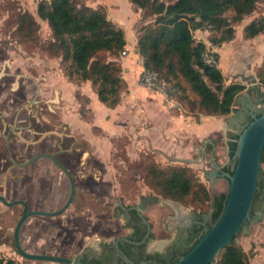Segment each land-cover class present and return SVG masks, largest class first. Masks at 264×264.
<instances>
[{
    "label": "rangeland",
    "instance_id": "rangeland-1",
    "mask_svg": "<svg viewBox=\"0 0 264 264\" xmlns=\"http://www.w3.org/2000/svg\"><path fill=\"white\" fill-rule=\"evenodd\" d=\"M37 1L0 0V193L8 200L30 195L32 207L40 206L36 209L59 207L69 191L68 181L62 173L49 168L32 176L36 167H47L45 158L23 168L15 167L8 159L10 156L14 162H19L40 152L57 153L59 150H62L59 157L74 179L75 193L61 214L29 217L20 230L21 245L29 252L68 257H74L84 249L98 252L103 244L129 233L124 227L120 206L138 205L141 198L149 197L151 200L141 214L155 231L146 247L150 252L162 253L178 238L181 234L179 228H184L188 220H192V212L197 214L198 208L189 204L182 206L161 197L144 182L143 168L149 161L161 166L174 161L169 157V146L177 141L176 136H170L169 131L164 133V139L158 137L161 131L170 129L171 122L166 120L167 117L183 114L194 120L200 115L189 114L186 106L178 111L171 109L175 102L158 89L144 86L140 73L135 75V80L132 75L126 78L127 89L121 92L114 111L97 100L90 83L81 88L75 86L80 84L77 81L74 85L65 82L64 90L61 85L66 77H61L60 58L43 50L51 40L46 22L36 16L39 29L32 41H20L14 33L16 14L27 10L35 15ZM78 2L93 8L101 6L107 18L123 29L126 54L120 51L117 55H105L115 59L121 68L130 60L139 65L137 35L141 34V28L153 22L154 16L144 14L129 0ZM226 14L231 15V12ZM260 17H264V0H259L254 10L240 22L232 23L233 39L218 46L208 40L211 31H193L197 40L204 41L211 52L219 54L217 65L224 75V84L243 83L246 87L241 93L250 96L256 110H264V96L260 97L264 94V84H259L256 77L264 54V31L246 39L243 27ZM206 58L213 60L211 53ZM37 87L41 89L39 93ZM164 89L168 91L166 85ZM56 94H59V101H56ZM234 110L221 117L231 115V119L225 121L227 126L239 123L237 101ZM9 128L15 132L9 134ZM212 138L216 145H222L217 134ZM210 152V147L203 149L206 158ZM213 156L217 158L215 153ZM260 166L264 174V162ZM223 184L224 187L218 190L209 187L213 200L215 196H218V202L223 199L227 182L223 181ZM215 203L212 202L210 210L205 206L202 211L209 210L217 216L219 212L214 211ZM258 207L259 202H255L253 211ZM20 211L21 206L7 207L0 203V256L13 259L15 264H57L24 259L16 252L12 231ZM178 213L183 215L181 221H176Z\"/></svg>",
    "mask_w": 264,
    "mask_h": 264
},
{
    "label": "trees",
    "instance_id": "trees-1",
    "mask_svg": "<svg viewBox=\"0 0 264 264\" xmlns=\"http://www.w3.org/2000/svg\"><path fill=\"white\" fill-rule=\"evenodd\" d=\"M259 0H170L165 3L160 0H129V2L144 14L154 16L152 23L141 28L137 35L136 53L143 60V67L158 75L167 86V96L175 102L171 109L178 111L183 106L191 115L222 117L236 111L235 105L245 85L240 82L224 84V75L217 65L219 54L211 52L207 44L197 40L193 31H211L209 42L221 45L234 37L232 23L240 22L249 15ZM231 12V15H227ZM45 21L51 34V40L43 47L48 54L60 58L59 64L63 75L69 82H89L100 103L108 108H115L120 102L121 92L127 89V83L122 76L121 65L105 54L117 55L124 50L126 40L124 31L119 24L107 18L104 8H96L79 4L78 0H38L35 15L24 10L16 14L14 33L20 41L36 39L39 23L36 19ZM264 31V17L252 19L243 27V37L253 38ZM219 32V35L213 34ZM211 53L213 60L207 61ZM259 84H264V54L256 71ZM264 94H260L262 98ZM264 113L257 110L256 117ZM252 120L247 117L246 123ZM238 133L228 142V163L221 167L222 171L233 173L236 159L234 150ZM211 148V145L209 146ZM264 162V149L261 154V164ZM143 180L148 187L155 189L164 199L175 201L182 206L187 204L198 208L197 214L192 212L191 227L181 229L186 238H177L176 247L165 253L133 257L118 243L121 252L134 264H173L185 255L210 229L219 217L227 195L221 202L218 196H211L208 186L187 165L160 164L149 161L143 168ZM227 182V181H226ZM264 198V174L259 168V177L250 218L253 217V205ZM212 202L217 204L215 216L210 211ZM134 205L125 206L130 221L124 227H132L133 232L127 239L141 241L147 226L142 221ZM208 206L204 212L202 208ZM123 212V211H122ZM124 213V212H123ZM147 220V218L143 215ZM216 217L213 222L211 219ZM150 228L151 224L149 223ZM242 229V228H241ZM240 229V231H241ZM238 232V234L240 233ZM149 233L148 238L152 237ZM252 250L245 252L237 241V235L224 246L216 256L213 264H249ZM81 261L86 264H101L96 258L84 256ZM0 264H15L13 259L0 256ZM127 264V263H125Z\"/></svg>",
    "mask_w": 264,
    "mask_h": 264
},
{
    "label": "water",
    "instance_id": "water-1",
    "mask_svg": "<svg viewBox=\"0 0 264 264\" xmlns=\"http://www.w3.org/2000/svg\"><path fill=\"white\" fill-rule=\"evenodd\" d=\"M239 98L244 99L245 94L239 96L237 100ZM253 110L254 107L249 112L252 118L249 123L243 125L236 123L238 138L236 140V149L234 150L236 162L233 173L229 174L228 172L222 171L214 161L212 152L210 154V170L206 172L208 177L210 180L222 177L227 181V195L219 217L212 224L210 229L207 230L206 234L185 255L181 256L173 264H213L220 250L228 245L234 236L238 235V232L246 223L249 221L257 222V219L250 218V211L259 177L261 154L264 149V113L256 117ZM41 158H49L65 174L69 183V191L65 201L59 207L52 210H28V206L24 200H7L6 197L0 193V203L5 206L11 207L17 204L22 206L21 214L12 231L14 248L22 258L32 261L53 262L57 264H86L80 261L79 258L74 259L68 256L49 253L29 252L21 245L20 230L29 217H53L61 214L69 206L75 193L74 180L68 169L55 157V152H41L25 159L21 163L13 162V165L15 167H24ZM150 200L151 198L149 197L141 198L139 204L132 207L147 226L144 239L149 235L151 228L148 220H146L141 213L145 209V204ZM210 216L211 214L209 213L208 217ZM188 221L192 222L190 219ZM181 225L182 224H180V226ZM114 244L124 259L129 264H134L118 249L117 241H115Z\"/></svg>",
    "mask_w": 264,
    "mask_h": 264
},
{
    "label": "crops",
    "instance_id": "crops-1",
    "mask_svg": "<svg viewBox=\"0 0 264 264\" xmlns=\"http://www.w3.org/2000/svg\"><path fill=\"white\" fill-rule=\"evenodd\" d=\"M140 71H141V66L137 65L134 60L127 61L122 65V74H123L122 76L125 81L126 78L129 77V75H132L135 80V75L140 73ZM61 75L60 76L62 77V79H65L63 73H61ZM34 82L36 83V80H34ZM65 82H68L67 85L69 84L74 85L73 82H69L66 79L64 82H62L61 85L64 87L63 88L64 90L66 89ZM87 83L89 82L80 83L79 85L75 84V86L82 88V86L87 85ZM38 90L41 89L37 87V91ZM37 93H39V91ZM242 94H245V98L244 99L239 98L237 102L239 104V109L245 110L248 107L252 106V104H251L250 96L246 92L241 93V95ZM55 97H56V101H59V94H56ZM93 97H94V93H93ZM54 100L55 98L53 99V101ZM97 106L100 107V105L98 104ZM115 108H113L112 111H114ZM112 111L106 110L105 112H112ZM170 116L171 117H167L166 119L169 120V122H171V125L169 127L170 129L161 131L158 134V137L164 139L165 137L164 133H169V131L172 134V135L170 134V136L173 135L176 136L177 141L176 142L173 141L169 146V157L171 158V160H174L172 161L173 162L172 164L187 165L188 167L192 168L193 171L201 178L203 182L206 183V180L209 181L208 183L209 186L207 184L208 189L209 187H211L213 190L222 189L224 187L223 181L226 180L222 177H217L215 178V180H210V178L206 173L208 170H210V162H209L210 156L206 158L204 156L203 149L206 146L208 147L209 144L211 145L212 156L214 153L217 156V158H214L213 156V159L219 168L225 166L228 163L227 144L229 141L232 140V136L235 133H237V127L235 123H233V125L230 126H227L225 124V121L231 119V115L224 118L200 115L199 119H194V120H192V116L190 115L180 114V115H175V116L170 115ZM214 134L218 135V138L222 141V145L218 146L212 141L213 140L212 135ZM153 140L155 143L157 142L155 139ZM153 145L155 146V144ZM182 217L183 215L178 213L176 216V221L177 220L181 221ZM252 219H257V222L249 221L248 223H246L245 226L241 229L240 233L238 234L237 241L245 252L252 250L253 255L249 258V264H264V226L262 225L264 223V212H261V210L259 209L254 211ZM193 222L194 221L192 218V222H189L187 225ZM181 229L183 228H179V230ZM154 231H155V227L152 228L151 233H153Z\"/></svg>",
    "mask_w": 264,
    "mask_h": 264
},
{
    "label": "flooded vegetation",
    "instance_id": "flooded-vegetation-1",
    "mask_svg": "<svg viewBox=\"0 0 264 264\" xmlns=\"http://www.w3.org/2000/svg\"><path fill=\"white\" fill-rule=\"evenodd\" d=\"M252 108H253V106H250V107H248L245 110H239L240 112L238 113L237 120L239 121V123L241 125H243V124L246 123L247 117L249 116V112H250V110ZM253 111L256 112L257 110L254 108ZM13 132H15V130H12V128H9L8 133L10 134V133H13ZM9 149H10V146L7 145V150L10 151ZM61 151L62 150H59L57 153L55 151H50L49 153L55 152V157L64 165V163L62 162L61 158L59 157V155L61 154ZM8 159H9V161L11 160L12 163L14 162L10 156H9ZM45 160L47 161V167H45V169H43V168L41 169V168L36 167V169H35L36 171L34 170V171L31 172V175L32 176L37 171H38L37 173H39V172L41 173V171L44 172V171L48 170L49 168L56 169L59 173H62V175L65 176V174L49 158H45ZM21 162H23V161H19V162H15V163H21ZM26 166H24V167H26ZM19 168H23V167H19ZM29 197H30V195L29 196H26V198H24V197L22 198L21 197V198H15V199H22V200H24L26 202L27 206H28V210L40 208V206H38V205L32 207L31 199ZM256 202H259V207L257 208V210L259 209V210H261V212H264V198L262 200H259V201H256ZM16 206H21V205L20 204H17ZM253 207H254V205H253ZM21 209H22V206H21ZM120 209L124 212L123 215H124L125 223H126V221L127 222L130 221L131 216H130V214H128L126 207L125 206H120ZM20 214H21V211H20ZM193 223L185 226L183 229H187V228L191 227V225ZM125 228H127L129 230V233L128 234H126L125 236L116 238L111 243L103 244V246L99 249L98 252H95L92 249H87V250L84 249V250H82V252H80L79 254H77L76 256H74L72 258H74V259L79 258L80 261H81V258L87 255L88 258H96V259H99L101 261V264H125V263L129 264L124 259V257L118 252V250L116 249L115 244H114L115 241H117V246H118V243H122L124 249L125 250H128L132 254L133 257H140L141 255L143 256V255H147V254L154 253V252L148 251L147 250V247H146V243H147V241L149 239L148 238L149 235L145 239L143 238L139 242L138 241H132V240L127 239V235H129L131 232H133V228L132 227H125ZM185 238H186V233L184 232V233L181 234V240H184ZM176 245H177V239L174 242H172L171 245L168 246L162 253H165L166 254L168 252V250L169 251L171 250V248H170L171 246L176 247ZM118 249H119V247H118Z\"/></svg>",
    "mask_w": 264,
    "mask_h": 264
},
{
    "label": "built area",
    "instance_id": "built-area-1",
    "mask_svg": "<svg viewBox=\"0 0 264 264\" xmlns=\"http://www.w3.org/2000/svg\"><path fill=\"white\" fill-rule=\"evenodd\" d=\"M126 49L127 48H125L121 53L126 54ZM138 60H139V65L141 66L140 80L142 84L154 90L158 89L161 93H163L166 97H168L167 91L166 89H164L165 87L164 82L161 81V79L158 77L156 73L144 69L142 58L141 59L139 58ZM207 61H210V59L208 58Z\"/></svg>",
    "mask_w": 264,
    "mask_h": 264
}]
</instances>
